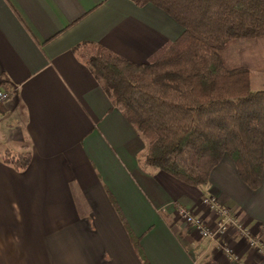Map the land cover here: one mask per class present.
<instances>
[{
    "label": "crops",
    "instance_id": "obj_1",
    "mask_svg": "<svg viewBox=\"0 0 264 264\" xmlns=\"http://www.w3.org/2000/svg\"><path fill=\"white\" fill-rule=\"evenodd\" d=\"M180 33L158 8L130 0H0V264H264V156L255 189L226 154L198 187L143 168L145 142L85 63L100 50L145 63ZM252 41L238 66L258 70L264 36ZM4 150L28 152L27 166L3 163ZM207 195L261 253L230 234L239 256L230 260L176 219L184 206L213 224Z\"/></svg>",
    "mask_w": 264,
    "mask_h": 264
},
{
    "label": "trees",
    "instance_id": "obj_2",
    "mask_svg": "<svg viewBox=\"0 0 264 264\" xmlns=\"http://www.w3.org/2000/svg\"><path fill=\"white\" fill-rule=\"evenodd\" d=\"M130 1L158 8L181 28L145 63L106 50L85 60L111 106L145 142L140 165L198 187L226 154L240 180L257 188L264 156V89L251 90L249 70L225 67L217 51L233 39L264 36V0ZM29 158L28 152L1 154L16 171ZM127 233L143 261L137 241Z\"/></svg>",
    "mask_w": 264,
    "mask_h": 264
},
{
    "label": "built area",
    "instance_id": "obj_3",
    "mask_svg": "<svg viewBox=\"0 0 264 264\" xmlns=\"http://www.w3.org/2000/svg\"><path fill=\"white\" fill-rule=\"evenodd\" d=\"M8 96L6 89L0 88V103ZM201 202L208 207L214 217L212 227L203 222L200 217L194 215L189 209L177 207L175 209L176 218L186 224L200 238L213 244L215 249L230 260H237L238 256L234 249L224 241V236L230 232L235 234L247 247L262 252L261 242L253 237L250 230L245 227L239 218L228 209L218 205L212 197H205Z\"/></svg>",
    "mask_w": 264,
    "mask_h": 264
},
{
    "label": "rangeland",
    "instance_id": "obj_4",
    "mask_svg": "<svg viewBox=\"0 0 264 264\" xmlns=\"http://www.w3.org/2000/svg\"><path fill=\"white\" fill-rule=\"evenodd\" d=\"M254 39V38H253ZM253 42V41H252ZM251 41H248L246 39H233L231 41H229L228 43L224 44L217 52L219 57L221 58V61L223 63V65L227 68L233 67V66H238L239 64V50L243 47H245L248 44L252 43ZM162 51V50H161ZM160 51V52H161ZM158 52L156 56L159 55ZM96 53V52H95ZM94 54V53H92ZM91 54V55H92ZM154 57V58H155ZM153 59V58H151ZM150 59V60H151ZM253 68V67H251ZM250 68V69H251ZM248 69L249 73H250V89L251 90H257V89H262L264 88V68L258 69V70H253V69ZM205 197H212L215 202L220 205L217 200L215 199V197L213 196H203L201 198V200ZM202 203V202H201ZM203 204V203H202ZM204 205V204H203ZM205 207H207L206 205H204ZM222 206V205H220ZM177 207H184V206H177ZM175 207V209L177 208ZM225 207V206H223ZM185 209H188L186 207H184ZM208 208V207H207ZM226 208V207H225ZM228 209V208H226ZM229 210V209H228ZM191 211V210H190ZM230 212H232L231 210H229ZM192 212V211H191ZM193 213V212H192ZM212 213V212H211ZM233 213V212H232ZM213 215V214H212ZM177 219V218H176ZM178 220V219H177ZM240 220V219H239ZM241 221V220H240ZM181 222V221H180ZM241 223L243 224V222L241 221ZM184 224V223H183ZM209 227H212V224H208ZM189 227V226H188ZM251 232V231H250ZM252 234V233H251ZM197 235V234H196ZM230 235V232L228 234H226L224 236V238H226L227 236ZM254 237V236H253ZM255 239H257L256 237H254ZM258 240V239H257ZM225 241V239H224ZM259 241V240H258ZM227 243V242H226ZM245 245V244H244ZM247 247V246H246ZM249 248V247H248ZM234 249V248H233ZM216 250V249H215ZM217 251V250H216ZM235 254L238 256L237 252L234 249ZM220 253V252H219ZM222 254V253H220ZM223 255V254H222ZM239 257V256H238ZM238 260V259H237Z\"/></svg>",
    "mask_w": 264,
    "mask_h": 264
}]
</instances>
